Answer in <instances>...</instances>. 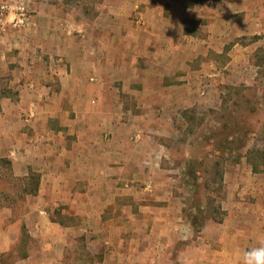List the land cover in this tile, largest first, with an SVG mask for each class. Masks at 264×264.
Here are the masks:
<instances>
[{"label": "crops", "instance_id": "0c3cea01", "mask_svg": "<svg viewBox=\"0 0 264 264\" xmlns=\"http://www.w3.org/2000/svg\"><path fill=\"white\" fill-rule=\"evenodd\" d=\"M98 2L100 15L77 20L71 2L33 0V26L0 35V164L20 177L16 200L34 202L19 227L26 264H242L264 240L260 182L241 180L219 240L211 228L201 239L166 187L146 199L124 185H148L144 158L156 150L143 134L129 141L134 124L153 120V105H182L194 87L178 73L190 42L263 32L264 0ZM74 23L84 35L67 31ZM7 226L0 264H24L3 260Z\"/></svg>", "mask_w": 264, "mask_h": 264}, {"label": "rangeland", "instance_id": "374dc122", "mask_svg": "<svg viewBox=\"0 0 264 264\" xmlns=\"http://www.w3.org/2000/svg\"><path fill=\"white\" fill-rule=\"evenodd\" d=\"M67 1L73 5L71 15L77 20H94L101 14L95 7L98 0H60ZM80 6L82 14L76 12ZM135 18V23H141L140 16ZM74 24L75 33L84 35L83 29ZM189 32L197 30L193 27ZM190 44L192 54L178 72L183 82L194 84L187 90L188 98L182 105L169 108L153 105L152 115L159 118L157 115L163 114V119L143 116L138 126L134 124L129 141L136 145L143 134L156 150L144 158L149 160L143 166L145 176L150 178L148 188L135 182L129 189L148 199L166 187L182 203L185 219L197 223L198 236L206 240L211 228L219 240L227 208L239 199L241 180H248L250 185L260 182L264 193V31L232 41ZM15 178L20 177L0 164V205L6 206L0 210V225L6 229L11 223L5 230L11 243L3 260L13 256L26 264L27 235H21L19 227L22 209L34 202L16 200L21 186ZM163 179H169L170 185L161 184ZM3 235L0 232V238Z\"/></svg>", "mask_w": 264, "mask_h": 264}, {"label": "built area", "instance_id": "2783aa9c", "mask_svg": "<svg viewBox=\"0 0 264 264\" xmlns=\"http://www.w3.org/2000/svg\"><path fill=\"white\" fill-rule=\"evenodd\" d=\"M32 2L33 0H0V35L8 30H28L33 26ZM67 29L75 31L73 26H68ZM33 117L34 112L27 109L24 120L28 122ZM134 136L138 138V134ZM124 188L128 189L129 185H124Z\"/></svg>", "mask_w": 264, "mask_h": 264}, {"label": "clouds", "instance_id": "9594fccd", "mask_svg": "<svg viewBox=\"0 0 264 264\" xmlns=\"http://www.w3.org/2000/svg\"><path fill=\"white\" fill-rule=\"evenodd\" d=\"M242 264H264V240H261V246L244 253Z\"/></svg>", "mask_w": 264, "mask_h": 264}, {"label": "trees", "instance_id": "16d2710c", "mask_svg": "<svg viewBox=\"0 0 264 264\" xmlns=\"http://www.w3.org/2000/svg\"><path fill=\"white\" fill-rule=\"evenodd\" d=\"M263 156H264V154H263ZM253 169H256V168L253 167ZM191 221H192V220H191ZM191 225H192L194 228H196L197 223H194V222L192 221V222H191Z\"/></svg>", "mask_w": 264, "mask_h": 264}]
</instances>
